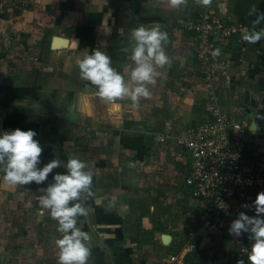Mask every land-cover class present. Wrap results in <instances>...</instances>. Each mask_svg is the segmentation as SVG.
Masks as SVG:
<instances>
[{"label": "crops", "instance_id": "crops-1", "mask_svg": "<svg viewBox=\"0 0 264 264\" xmlns=\"http://www.w3.org/2000/svg\"><path fill=\"white\" fill-rule=\"evenodd\" d=\"M4 1L16 36L10 49L0 44V131L35 130L41 166L71 156L88 164L92 195L77 224L90 237L88 264H164L183 253L179 264H230L221 240L196 228L201 205L185 187L188 166L176 144L208 114L204 66L185 24L208 13L251 30L264 0ZM141 23L167 33L171 63L157 67L152 95L138 108L126 97L116 110L80 78L76 61L98 48L130 80L134 62L124 49ZM255 28L264 29V19ZM226 65L230 82L216 78L214 92L228 112L256 126L264 148V40L247 42L245 52L233 45ZM51 182L49 174L39 186H11L0 171V264H58V223L41 217L33 200ZM193 242L197 249L183 252Z\"/></svg>", "mask_w": 264, "mask_h": 264}, {"label": "clouds", "instance_id": "clouds-1", "mask_svg": "<svg viewBox=\"0 0 264 264\" xmlns=\"http://www.w3.org/2000/svg\"><path fill=\"white\" fill-rule=\"evenodd\" d=\"M177 0H173L176 3ZM264 19V14L254 21L252 30L242 38L252 44L264 40V29L256 30L255 25ZM134 43L125 52H130V59L134 67L130 71V80H126L123 73L112 67L109 54L93 49L90 53L83 54L82 59L76 61L79 75L82 80L90 82L95 87L94 94L102 101L119 110L118 101L130 98L132 106L138 108L140 98H149L152 93L150 86L157 83V67L170 65L171 61L166 54L164 45L168 35L159 27L134 28L131 32ZM74 44L73 47H77ZM219 49L212 51L213 56H218ZM112 108L109 110L111 111ZM256 126H252L255 131ZM37 132L33 129L22 130L17 127L10 131H0V171L3 180L11 185L37 186L48 180L52 174V182L43 191L44 195L36 196L33 200L41 217L49 215L58 223L57 231L61 238L56 240L59 251L58 264H88L91 255L90 237L77 226L78 218L87 215L82 201L92 195L91 185L93 174L88 169V164L76 156H71L66 162L52 159L42 165V147L34 137ZM63 166L64 172L54 173V169ZM32 206L33 201H29ZM249 207L248 204L242 205ZM254 214L249 216L240 212L229 228V235L241 236L247 233L252 241L250 250L243 248L247 253L248 264H264V192H259L251 204ZM237 264H245L243 259Z\"/></svg>", "mask_w": 264, "mask_h": 264}, {"label": "built area", "instance_id": "built-area-1", "mask_svg": "<svg viewBox=\"0 0 264 264\" xmlns=\"http://www.w3.org/2000/svg\"><path fill=\"white\" fill-rule=\"evenodd\" d=\"M8 11L5 1L0 0V44L6 50L13 46L16 36L8 30L11 23L5 21ZM185 28L194 35L195 54L204 66L202 82L208 87V114L176 140L188 166L185 187L201 205L196 228L210 237L229 238L235 248L230 264H237L239 259L248 264L243 248L250 250L252 241L247 233L229 235V228L240 212L254 214L251 204L259 192H264V148L256 145L259 136L252 130L253 125L247 119H238L221 104L213 83L218 77L230 82L227 50L235 45L245 52L247 41L242 37L249 28L208 13L187 23ZM214 49L220 50L218 56L211 54ZM196 249L193 242L183 252ZM183 254L170 256L164 264L183 263Z\"/></svg>", "mask_w": 264, "mask_h": 264}, {"label": "rangeland", "instance_id": "rangeland-1", "mask_svg": "<svg viewBox=\"0 0 264 264\" xmlns=\"http://www.w3.org/2000/svg\"><path fill=\"white\" fill-rule=\"evenodd\" d=\"M186 30L189 31L188 29H186ZM218 239H220L221 240L220 242H222L225 245V247H227L226 250H225V253H227V255H232L233 253H235V248L230 243V239L229 238H218ZM232 247H233V249H231ZM228 249H230V252H229ZM228 257H230V256H228ZM220 260L223 261V259H220Z\"/></svg>", "mask_w": 264, "mask_h": 264}, {"label": "water", "instance_id": "water-1", "mask_svg": "<svg viewBox=\"0 0 264 264\" xmlns=\"http://www.w3.org/2000/svg\"><path fill=\"white\" fill-rule=\"evenodd\" d=\"M252 30V29H251ZM248 95H247V98H246V101L248 102ZM246 112L248 113V114H251V110L249 109V108H246ZM254 125V124H253Z\"/></svg>", "mask_w": 264, "mask_h": 264}]
</instances>
